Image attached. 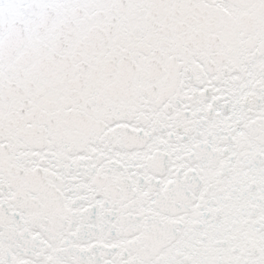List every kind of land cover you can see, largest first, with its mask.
<instances>
[{
  "label": "snow or ice",
  "instance_id": "obj_1",
  "mask_svg": "<svg viewBox=\"0 0 264 264\" xmlns=\"http://www.w3.org/2000/svg\"><path fill=\"white\" fill-rule=\"evenodd\" d=\"M0 264H264V0H0Z\"/></svg>",
  "mask_w": 264,
  "mask_h": 264
}]
</instances>
